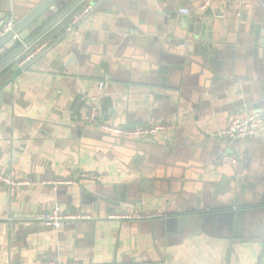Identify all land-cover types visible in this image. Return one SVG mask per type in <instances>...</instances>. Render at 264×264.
Returning <instances> with one entry per match:
<instances>
[{
    "label": "crops",
    "instance_id": "obj_1",
    "mask_svg": "<svg viewBox=\"0 0 264 264\" xmlns=\"http://www.w3.org/2000/svg\"><path fill=\"white\" fill-rule=\"evenodd\" d=\"M42 1L0 0V19ZM202 2L80 0L0 67V174L28 183L0 184V264H264V131L219 135L264 117V0ZM80 5L88 19L68 29ZM92 108L112 126L164 129L117 139L85 121ZM55 206L89 219L36 220Z\"/></svg>",
    "mask_w": 264,
    "mask_h": 264
},
{
    "label": "built area",
    "instance_id": "obj_2",
    "mask_svg": "<svg viewBox=\"0 0 264 264\" xmlns=\"http://www.w3.org/2000/svg\"><path fill=\"white\" fill-rule=\"evenodd\" d=\"M214 0H203L200 10L204 11L207 9ZM91 11L90 5H83L76 13L72 16L70 22L67 24L68 29H72L74 26L82 23L88 19V15ZM182 15L188 16L190 13L188 10L183 9L180 11ZM15 26V21L13 19H0V38L5 34L11 32ZM13 40H18V36L14 35ZM99 88L102 89V83L99 85ZM85 121L97 129L100 133L112 136L117 139L122 140H140L148 137H152L158 132L164 129V126L161 124L141 125L134 128H125L119 126H112L100 118L96 108H92L90 112L84 117ZM264 131V117L260 113H246L240 117H233L230 119L224 129L219 132V135L231 140L236 141H245L249 138H252ZM223 161L235 163L236 159L233 157H223ZM97 175L95 173L84 172L80 173L77 177V180H96ZM0 184H4L13 191L14 187H21L27 185L26 182L14 181L10 177H5L0 174ZM73 184L72 181H56L53 182L54 186ZM128 217L124 215H107V219L116 220V219H127ZM89 219L86 215L81 214H63L60 212L57 206L50 211L42 212L36 220L39 223L51 227L53 229H59L64 222L76 221V220H86ZM45 264V263H44ZM58 264H78L77 262H66Z\"/></svg>",
    "mask_w": 264,
    "mask_h": 264
},
{
    "label": "water",
    "instance_id": "obj_3",
    "mask_svg": "<svg viewBox=\"0 0 264 264\" xmlns=\"http://www.w3.org/2000/svg\"><path fill=\"white\" fill-rule=\"evenodd\" d=\"M60 0H43L34 8L30 9L28 13L21 19H19L13 28V30L0 38V51L13 40V36L17 35L18 40L10 46L5 52L2 53V56H7L16 48L20 47L30 36L31 30L35 27L37 19L44 15L52 6ZM71 0H66L64 5L66 6ZM255 26V25H254ZM256 27V26H255ZM261 31V40L264 39V27L260 28ZM41 56V55H39ZM3 98L0 90V99ZM199 206V199L196 201V207Z\"/></svg>",
    "mask_w": 264,
    "mask_h": 264
},
{
    "label": "trees",
    "instance_id": "obj_4",
    "mask_svg": "<svg viewBox=\"0 0 264 264\" xmlns=\"http://www.w3.org/2000/svg\"><path fill=\"white\" fill-rule=\"evenodd\" d=\"M80 2V0H71L64 8H62V10H60V12L53 17L51 20H49V22H47L44 26H42L41 28L37 29L34 34L28 38L25 43L26 44H30L32 43L35 39H37V37L40 35L41 31L43 30L44 27L50 26L51 24H53L58 18H60L61 16H63L65 13H67L68 11H70L73 7H75L78 3ZM82 7V5H80L79 7H77L76 9L72 10L70 12V15L67 17L65 23L68 24L72 18V16L74 15V13L77 12L78 9H80ZM50 34L46 35L45 37H42V39L40 40V42L38 43V45L40 43H44L46 40H48L50 38ZM22 46L16 48L15 50H13L11 53H9L7 56L1 57L0 59V67H2L3 65H5L6 63H8L10 60H12L20 51H21Z\"/></svg>",
    "mask_w": 264,
    "mask_h": 264
}]
</instances>
